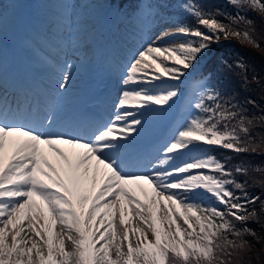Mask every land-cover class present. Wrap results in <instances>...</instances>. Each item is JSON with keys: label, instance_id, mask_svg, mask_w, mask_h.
I'll use <instances>...</instances> for the list:
<instances>
[{"label": "snow or ice", "instance_id": "1", "mask_svg": "<svg viewBox=\"0 0 264 264\" xmlns=\"http://www.w3.org/2000/svg\"><path fill=\"white\" fill-rule=\"evenodd\" d=\"M228 3L236 12L224 23L218 10L183 0L195 25L164 21L171 26L126 58H106V69L118 73L116 111L89 122L61 118L76 67L71 61L58 67L55 89L42 100L9 83L7 25L10 17L15 22L17 4L0 0V264H239L250 250L245 236H256L247 222L257 212L248 206L260 198L250 197L225 160L211 153L257 152L262 145L249 126L264 116L244 115L239 103L208 85V76L194 73L222 38L260 47L254 21L241 12L264 18V0ZM88 6L84 0L82 13L76 0H63L43 35L38 21H19L28 31L26 45L36 51L34 44H54L65 55L66 48H90L97 29ZM154 7L139 31L163 21V0ZM115 15L131 19L122 4ZM240 23L247 25L243 31L233 27ZM158 124L169 126V135L143 147L141 139ZM235 171L248 170L237 165Z\"/></svg>", "mask_w": 264, "mask_h": 264}, {"label": "rangeland", "instance_id": "2", "mask_svg": "<svg viewBox=\"0 0 264 264\" xmlns=\"http://www.w3.org/2000/svg\"><path fill=\"white\" fill-rule=\"evenodd\" d=\"M80 4V11L83 13L85 9L83 8L84 0H76ZM199 2V0H197ZM4 3L17 4L15 10V22L12 17L9 18L7 25V43L14 42L15 31L20 27L19 21H23L27 13H31L32 19L39 22L38 30L43 35L47 31L48 22L58 15L59 6L63 3V0H4ZM120 0H88V9L87 16L89 17V22L94 23L97 31L94 34L95 42L90 48L84 49L79 53H73L70 49H65V54H58L56 51V46L54 44H34L33 47L36 48V51H33L32 47L26 45V37L24 36L25 30L23 31V42L22 47L27 51H30L31 63L41 65L40 58H51L53 63H49L53 68L55 79L58 78V67L62 66L65 60L71 61L76 67L72 68L73 72V81L69 85V90L65 94V106L64 110L61 113L62 120L71 121V118L74 113L78 112L80 115L76 116V120H79V117L82 116L86 111L92 110L97 112L98 115L101 114V117L93 119V121H104L107 120L112 113L116 111L114 108V103L116 101L118 91H119V82H118V73L115 71H110L109 76L104 77V73H96V77L86 82L81 79L78 81L76 78H82L80 76V67H77L80 62L83 60L81 56L82 52L94 53L98 49H102L101 60L99 62L100 66L106 68L105 59L108 57L113 58L114 60H122L131 52V50L137 47L143 40L152 38L155 34L165 28L170 27V23H165L164 21H175L178 19L184 20L186 23L195 25L194 18L184 12L181 7L183 1H178L175 4L176 11H169L163 13V21L158 17L155 21L150 23L147 27L143 28V31H139L141 27V19L148 16L152 11H155V8H146L144 4L140 6L133 12L131 19H128L126 15H121L117 19L115 11L117 6H119ZM206 2H203L204 4ZM164 9H162L163 11ZM11 11V10H10ZM165 11V10H164ZM126 14L125 11H123ZM109 34V37H108ZM114 39L118 46L117 55L111 56L106 50L111 40ZM179 39V38H177ZM231 39H236L233 37ZM225 39H221L219 43H214L212 46L200 57L194 73L196 75H201L202 69L205 67V64L209 62V59L212 57L215 47L220 45ZM230 39L226 40L229 41ZM215 46V47H214ZM252 48V47H251ZM256 48V47H255ZM214 49V50H212ZM212 50V51H211ZM260 50V48H256ZM7 51V50H6ZM54 58V59H53ZM56 59V60H55ZM97 64V61H96ZM86 77V76H85ZM93 75L91 76V78ZM87 79V77H86ZM105 80V81H103ZM97 81L100 82L98 88H107V94L105 95L104 100H98L96 88H92L90 82ZM90 84H88V83ZM106 82V83H105ZM97 88V89H98ZM79 91L84 94V96H77L75 93ZM86 97V102L84 99ZM88 117V116H87ZM177 122H179L177 120ZM175 125H172L174 127ZM170 127L166 125H156L154 126L147 135L141 140L143 147H152L158 144L163 143L164 139L169 135ZM218 158V157H217Z\"/></svg>", "mask_w": 264, "mask_h": 264}, {"label": "trees", "instance_id": "3", "mask_svg": "<svg viewBox=\"0 0 264 264\" xmlns=\"http://www.w3.org/2000/svg\"><path fill=\"white\" fill-rule=\"evenodd\" d=\"M151 1L147 0L149 5ZM166 1L163 0L164 7ZM172 11H178L175 4L183 0H169ZM139 0H121L123 7L134 9ZM203 2H206L202 4ZM205 10L217 11V19L224 23L230 21L225 19L226 14H235L236 9L228 3V0H199L198 2ZM153 5V4H150ZM126 9L128 14L132 11ZM242 15L254 21L252 27L255 29L252 35L260 44V51L240 38L224 40L215 47L212 57L205 66L203 75L209 77L208 85L215 87L225 100L239 103L245 110L244 115L248 117L264 116V18L254 11H242ZM233 27L243 31L247 25L240 23ZM252 47V48H251ZM211 50V51H212ZM243 65L238 67L237 65ZM254 101V103H249ZM250 127V135L254 137L257 144L262 147L257 152L233 153L222 148H214L211 154L219 159L225 160L229 169L233 170V176L238 182L245 183L244 191L250 197L258 196L260 199L255 204L248 206V211L256 209L257 219L249 220L247 226L254 229L256 236L246 235L249 241V251L239 257V264H264V171H256L257 168L264 169V120L255 119ZM227 158V159H226ZM243 165L247 168V174L235 171V166ZM238 195H241L239 191ZM238 223V227H243Z\"/></svg>", "mask_w": 264, "mask_h": 264}, {"label": "bare ground", "instance_id": "4", "mask_svg": "<svg viewBox=\"0 0 264 264\" xmlns=\"http://www.w3.org/2000/svg\"><path fill=\"white\" fill-rule=\"evenodd\" d=\"M27 19H28V17H27V13H26L24 20H27ZM33 21H34V19H33ZM23 31H24V29L21 26L18 27L17 30L15 31L14 45L12 46V49L10 50V52L6 53L7 66L9 65V61H10V55L9 54L14 53L15 54L14 65L16 66L17 63L20 64L16 68V72L21 73L23 75L27 74V77L29 78L28 80L33 81L34 78L38 79L42 76H45L48 67L44 66L43 68H33L30 65L29 61L26 60L25 52L21 48L23 38H24V36L22 35ZM104 50H106L111 56L117 55V52H119L118 46H117L116 42L114 41V39L111 40L110 45ZM116 50H117V52H116ZM102 51L103 50L99 48L98 51H95L92 54L88 53V52H84V53L82 52L81 56L83 57V60L77 66V67H80L79 71L81 72L80 76L82 78H76L78 81H80L81 79L85 80L86 77L88 78L90 75H93V74L98 73V72L100 74L104 73V75H107V76L109 75L107 73L108 70L106 68L101 67L99 64V62L101 60ZM41 61L45 62L44 60H41ZM96 61H97V64H96ZM103 66L106 67V64ZM13 77L15 78V80H13ZM10 82H13L17 85H22V82L24 83V81H22V79L18 76H11L9 79V83ZM55 86H56L55 82H50L46 92L53 91L55 89Z\"/></svg>", "mask_w": 264, "mask_h": 264}]
</instances>
